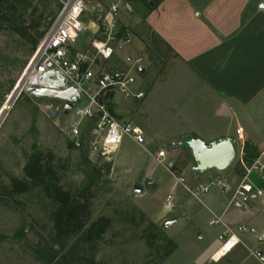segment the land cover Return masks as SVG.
I'll return each instance as SVG.
<instances>
[{"label":"rangeland","instance_id":"1","mask_svg":"<svg viewBox=\"0 0 264 264\" xmlns=\"http://www.w3.org/2000/svg\"><path fill=\"white\" fill-rule=\"evenodd\" d=\"M63 1L0 0V114L30 63L36 49L33 42L39 43L45 36ZM116 1H87L82 17L84 29L69 47V56L73 61L80 56L82 73L87 69H92L98 75L103 72L131 71L137 77V86L140 85V88L144 78L137 68L145 64L143 54L136 55L130 63L125 62L124 69L110 66L116 52L122 53L131 47L118 46L121 37L131 31L120 23L113 39L109 41L114 54L108 60H104L94 47L95 43L107 40L103 17L109 5ZM149 1L124 0L135 11L132 16L123 14L124 20L134 23L139 15L136 11L140 3L148 6ZM138 59L141 62L135 64ZM108 99L116 116L123 113V120H137L136 109H142L139 108L141 103L125 101L117 95ZM152 101V104L146 101L143 106H149L147 110L156 113L159 103L154 99ZM50 102L31 98L26 91H22L8 113L5 112L6 116L4 111L0 116H5L0 125V264H47L46 257L50 256L37 255V251L48 254V234L52 228L49 219L52 208L50 202L40 189L17 196L6 195L4 190L11 184L12 178H23V168L35 150L53 153L56 159L54 168L65 188H78L93 181L92 220L106 217L112 221V227L105 235L97 257L98 261L104 264H229L228 259L220 263L208 262L210 239L200 241L196 231L186 227L184 222L168 229V226L163 225L164 222L156 223L150 215H164V204L171 196L175 203L178 202V206L197 205L200 208L201 205L182 185L175 186L177 175L174 171L179 169L180 164L177 163L179 167L176 165L171 169L174 173L172 175L157 165L149 153L128 139L117 152L108 156L91 155L87 148L83 151L75 149L67 136L68 124L64 117H53L47 110L50 104L61 107L62 102ZM130 106L133 113L128 110ZM141 117V124L147 121L144 116ZM145 135L146 149L152 155L164 150L170 160L176 154V150L163 143L159 137ZM189 140L181 137L176 141V146L182 147L190 155V162L182 161V166L186 163L190 169L195 170L197 163L194 154L186 146ZM239 153L241 151L236 161L240 157ZM169 160H166L168 167ZM97 170L101 171L100 177ZM184 180L187 187L191 186L189 172ZM150 182L154 185H149ZM135 187L141 192H135ZM215 189L210 191L214 192ZM174 247L176 250L165 258Z\"/></svg>","mask_w":264,"mask_h":264},{"label":"crops","instance_id":"2","mask_svg":"<svg viewBox=\"0 0 264 264\" xmlns=\"http://www.w3.org/2000/svg\"><path fill=\"white\" fill-rule=\"evenodd\" d=\"M140 5L134 23L123 16L120 19L135 41L127 51L116 52L110 64L114 69H124L125 62L130 63L136 55L143 54L145 59L139 72L144 80L140 88L138 85L145 98L134 102L141 103L142 109L137 107L138 118L133 123L176 150L170 160L166 153L169 167L181 165L174 171L175 186L182 185L178 178L185 179L189 172L191 189L211 183L225 187L200 198L193 196L200 208L178 206L171 196L164 204V215H150L168 229L184 222L196 231L200 241L210 239L207 261L211 262L220 245L218 238L227 228H264V194L245 207L231 203L246 168L264 149V0H150L148 6ZM152 99L159 103L156 113L143 106L146 101L152 104ZM128 110L134 112L131 106ZM121 114L118 118L125 119ZM141 115L148 122L141 124ZM179 137L201 139L207 144L234 139L240 157L232 168L198 173L186 163L182 166V161L190 162V155L176 146ZM245 147H249L247 161ZM145 151L155 160L157 152L152 155ZM249 179L264 193V181L257 174ZM241 240L242 244L223 260L259 264L249 252L262 253L264 247L250 235L241 236Z\"/></svg>","mask_w":264,"mask_h":264},{"label":"built area","instance_id":"3","mask_svg":"<svg viewBox=\"0 0 264 264\" xmlns=\"http://www.w3.org/2000/svg\"><path fill=\"white\" fill-rule=\"evenodd\" d=\"M88 0H65L56 15L51 27L45 36L39 41L29 65L19 85L20 93L28 88L50 90L51 87L45 83L44 77L47 73L56 71L66 79V84L61 91L75 88L81 95L78 104L73 105L70 111L65 110V104L54 107L50 104L47 110L53 117H64L68 124L67 136L71 140L73 148L82 150L87 148L91 155H111L119 150L125 140L132 141L135 145L147 150L146 135L141 127L131 121L118 118L108 102L110 96H120L125 101L139 102L145 98L143 92L138 91V79L130 72L115 71L98 75L92 69L81 72L80 56L75 61L70 59L69 47L74 44L82 33L84 26L82 17L86 10ZM134 8L124 0H117L108 7V12L103 17V27L107 40L95 43L97 53L108 60L114 54V49L109 46L113 39L115 30L120 25L123 14L134 15ZM135 36L126 32L118 41L119 48L131 45ZM141 60H135L139 64ZM141 66L137 71H141ZM58 81L57 77H51ZM18 85V86H19ZM17 86V87H18ZM51 103L49 100H44ZM87 146V147H86ZM157 165L166 167V151L161 150L155 154ZM168 172L174 175L172 168L166 167ZM257 174L264 181V149L254 159L252 164L246 168V176L237 186L233 196L232 204L237 207H245L252 199L263 196V191L257 189L249 177ZM179 183L184 185V179L178 178ZM149 185H153L150 182ZM185 186V185H184ZM186 190L195 198H200L210 192L212 188L224 189V185L211 183L208 186H200L196 189ZM220 221H213L218 224ZM250 235L255 242L264 247V228L257 230L248 226H239L234 229L227 228L219 236L220 245L211 255L210 261L219 263L228 257L239 245L242 244L241 236ZM250 256L255 258L259 264H264V252L251 251Z\"/></svg>","mask_w":264,"mask_h":264},{"label":"trees","instance_id":"4","mask_svg":"<svg viewBox=\"0 0 264 264\" xmlns=\"http://www.w3.org/2000/svg\"><path fill=\"white\" fill-rule=\"evenodd\" d=\"M37 44L33 42V46ZM248 149L244 148L245 161ZM55 161L53 153L35 150L23 168V178H12L11 184L4 188L6 195H23L40 189L50 202L52 228L48 234V254L37 251V255H50L46 257L47 264H104L97 257L112 221L106 217L92 220L93 181L86 186L65 188L54 168ZM96 173L101 176L100 170ZM175 250L176 247L165 258Z\"/></svg>","mask_w":264,"mask_h":264},{"label":"water","instance_id":"5","mask_svg":"<svg viewBox=\"0 0 264 264\" xmlns=\"http://www.w3.org/2000/svg\"><path fill=\"white\" fill-rule=\"evenodd\" d=\"M51 77H57L59 80L54 81ZM44 80L51 87L50 90L28 88L26 94L31 98L60 101L65 104L66 111H70L73 105L80 102L81 95L75 88L61 91V88L66 84V79L60 73L49 72L45 75ZM186 146L194 154L197 163L195 171L198 173H205L209 170L224 171L230 168L238 157L237 144L234 139H225L212 144H207L201 139H190L186 142ZM135 192L139 193L141 190L135 187ZM171 224L169 223V225Z\"/></svg>","mask_w":264,"mask_h":264},{"label":"bare ground","instance_id":"6","mask_svg":"<svg viewBox=\"0 0 264 264\" xmlns=\"http://www.w3.org/2000/svg\"><path fill=\"white\" fill-rule=\"evenodd\" d=\"M20 87H21V85H19L16 88V90L13 92V94L10 96V98L6 102V104H5V106H4L3 110H2V112L4 111V114H5L6 111H7L6 114L8 113L9 109L13 106L14 102L18 98V96L20 94ZM2 112H1V114H2ZM1 114H0V116H1ZM6 114H5V116H6ZM4 117L3 118L0 117V125H1L2 120L4 119Z\"/></svg>","mask_w":264,"mask_h":264}]
</instances>
